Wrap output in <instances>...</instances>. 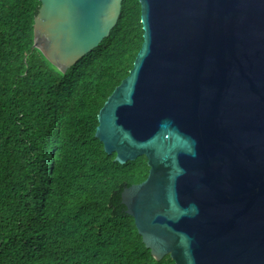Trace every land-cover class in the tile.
<instances>
[{
	"label": "water",
	"instance_id": "95a60500",
	"mask_svg": "<svg viewBox=\"0 0 264 264\" xmlns=\"http://www.w3.org/2000/svg\"><path fill=\"white\" fill-rule=\"evenodd\" d=\"M34 45L66 72L123 0H39ZM144 41L95 136L149 172L122 191L146 247L176 264H264V0H140Z\"/></svg>",
	"mask_w": 264,
	"mask_h": 264
},
{
	"label": "trees",
	"instance_id": "16d2710c",
	"mask_svg": "<svg viewBox=\"0 0 264 264\" xmlns=\"http://www.w3.org/2000/svg\"><path fill=\"white\" fill-rule=\"evenodd\" d=\"M39 0H0V264H176L146 247L122 202L147 157L120 163L98 113L144 41L140 0L66 72L33 47Z\"/></svg>",
	"mask_w": 264,
	"mask_h": 264
}]
</instances>
